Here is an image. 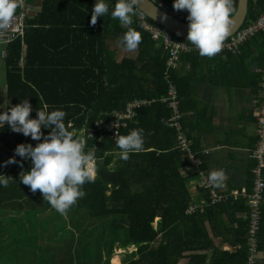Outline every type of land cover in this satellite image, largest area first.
<instances>
[{"label": "trees", "instance_id": "trees-1", "mask_svg": "<svg viewBox=\"0 0 264 264\" xmlns=\"http://www.w3.org/2000/svg\"><path fill=\"white\" fill-rule=\"evenodd\" d=\"M90 1L92 4L96 2V0H76L75 5L88 4ZM157 1L170 6L172 13H188L187 10H175L174 0ZM70 4H74L73 0H70ZM75 5L74 7H76ZM232 6L235 10L231 17L238 8V0H232ZM114 7L115 2L109 3L110 11ZM135 8L140 11L136 6ZM92 9L89 5V11ZM263 12L264 0H249V15L246 23L256 20ZM103 18L108 19L106 22L113 23L112 28L104 34L107 38L114 37L113 31L119 34L121 31L125 33L128 31L117 19H113L110 13ZM148 19L152 21L150 18ZM134 23L136 27L133 29L139 31L142 36L140 46L148 47L140 49L137 59L123 60L119 64L114 62L113 57L108 59L111 50L105 46L101 36L100 54L93 47L91 62L75 64V71L83 70L82 75L78 74L73 82H69L68 77L64 76L65 85H60L65 88L63 94L60 96L45 94L44 98L51 107L49 112L53 110L69 111L73 104L79 102L89 105L87 107L90 111L87 110V118L81 117L74 122L75 126H82L85 121L86 127H90L101 117L108 118L107 114L113 110L123 109L126 102L132 99H155L149 105L150 108L145 106L138 110L137 117L130 122V130H125L123 133L131 132L134 123L141 115L146 116L145 119H147L156 111L162 119H167L160 123L162 134H165L166 140L164 144L154 150H149V142L146 141L141 152L131 153L129 159L116 162L115 156L116 153H119V148L115 141L106 139L96 152L98 173L95 181L82 186L81 190L85 192V195L66 211L70 214H81L79 217L83 218L82 223L80 225L75 223L77 233L73 231V238L69 237L70 234L66 232L71 231V228L63 225L65 233L53 232L54 238L48 237L50 242L43 244L44 234L38 232L35 243H26L25 247L26 249L33 245V247H37L36 252L24 251L25 259L21 260V264H29L27 258H31L32 255H37V257L36 261L31 264H111V256L117 241L122 243L119 245H122L123 248L135 246L138 249L132 254H138L140 257L126 264H178L189 251H192L193 254L190 255L188 264H200L202 257L196 256L195 251L216 248L203 226V220L207 217L206 213H209L212 208H207L204 212L198 211L197 214L191 216L186 215L190 195L185 181L178 179L177 160L171 158L181 155V152L175 149L176 132L168 124L171 109L159 101L162 96L167 94L166 54L163 57L164 50L156 48L151 35L142 31L140 21L136 20ZM99 24H101L100 21ZM162 29L167 31L163 27ZM174 37L182 39L175 35ZM253 41L262 48L264 56V33L251 38L246 44H252ZM24 42L28 44L26 35L24 39L17 38L8 47L9 53L6 61L9 69L8 84L10 88L8 107L12 105L13 100L18 99L21 103L26 99H32L35 94L37 100L31 103L32 112L30 114L32 118H35L37 110L44 109L43 100L39 98L32 84L35 82L30 79L28 64L25 62L23 67L20 66ZM101 55L102 59H100ZM171 78L177 84L181 98L184 81L174 70L171 71ZM70 87L83 92L75 95L68 92ZM18 91L19 96L16 98ZM69 117H64V122H67ZM145 133L148 134L149 131L147 130ZM21 143H30L34 147L37 145L32 142L30 136L26 137L22 133H16L7 125L4 129H0V174L5 175L9 180L7 187L0 186V208L3 212L13 210L26 211L29 214H42L52 209L49 203L44 200L43 194L39 190L32 192L30 187L19 181L20 173L31 167V161L16 156L17 163L5 166V161L15 155V148ZM92 144L89 142L85 146L86 152L91 151ZM23 161H26L24 170L20 166ZM114 162H116L115 166L110 167ZM136 183L140 186H134ZM213 206L217 205L211 207ZM53 214L58 218L59 216L64 217L57 211ZM158 217L160 220L156 226L154 222ZM32 219L25 216L24 222L30 224L33 222ZM40 219L44 220V218ZM74 220L75 217L71 221L65 222L72 224ZM26 227L32 229L31 224ZM9 237L3 236L5 246L6 243H10L11 237ZM91 240H93L92 243ZM98 240L99 243L96 242ZM5 251L6 255L12 253L6 249ZM233 256H238V254L235 253Z\"/></svg>", "mask_w": 264, "mask_h": 264}, {"label": "crops", "instance_id": "crops-1", "mask_svg": "<svg viewBox=\"0 0 264 264\" xmlns=\"http://www.w3.org/2000/svg\"><path fill=\"white\" fill-rule=\"evenodd\" d=\"M59 1L61 3H58ZM75 2L76 0H73L74 4L71 5L70 0H26L28 17L25 35L28 44L25 42L23 44L22 59L24 63L21 65L20 61V66L23 67L25 62L28 64L30 79L35 82L32 84L39 98L43 100V110L47 112L51 107L46 103L44 95H62L65 88L60 85H65L64 76L68 77L69 82H73L78 74L82 75L83 70L75 71V64L91 62L93 47L100 54L101 36L105 46L111 50L108 59L113 57L116 64L127 59H137L140 49L147 47L139 45L135 51L131 52L132 54L137 53L136 55H126L125 53L129 52L121 43L122 35L125 32L121 31L119 34L113 31L114 37L107 38L104 34L112 28L113 23L106 22L107 18L98 17L96 24L92 25V10L89 11V5L90 8H93L94 4L90 1L88 4L75 5ZM106 2L111 3L108 0ZM18 11H20V7L17 8L16 12ZM184 14L188 15V13ZM132 19L131 26L122 25L126 30L129 27H136L134 22L139 20L134 16ZM85 29L87 30L82 31ZM141 29L147 33L142 26ZM246 43L242 46L239 54L224 52L209 58L199 56V52L185 53L181 56L178 68L174 70L184 81L181 97L183 123L189 137L194 142V150L199 152L204 161L202 168L207 169L209 174L214 170L223 172V179L215 182V185L218 192L229 196L226 203L207 207L212 210L206 213L207 217L203 220V226L216 248L212 250L197 249L196 256L202 257L200 264H246L248 257L246 238L250 206L240 191L242 188H246L249 192H253L254 189L252 168L256 161L252 158V152L258 142L256 111L261 95L264 56L262 48L257 46L254 41L252 44L247 45ZM27 46L29 47L27 48ZM155 47L164 50L156 41ZM4 48L0 44V111L8 108L10 99L9 69L6 62L8 55L3 56ZM163 52L164 57L165 50ZM102 58L101 55L100 59ZM66 64L71 65L67 66ZM68 92L79 95L83 91L70 87ZM18 96L19 91L16 98ZM36 100L37 96L33 94L29 102L34 103ZM17 102H19L18 99L13 100L12 105H16ZM87 106L89 105L79 102L73 104L69 111H65V118L70 116L69 120L65 122L66 126L74 138L82 139L84 143L87 141L83 134V129L86 127L85 121L82 126H75L74 122L81 117L87 118V110L90 111ZM160 116L156 111L147 119H145L146 116L141 115L132 127V131H142L144 145L148 141L149 150L158 149L159 145L164 144L166 140L165 134H162L160 123L167 119H162ZM147 130L148 134L145 133ZM50 131L51 129L45 128L42 130L45 136ZM128 133L130 132L126 131L124 135ZM42 140L43 137L41 141L32 139V142L38 144ZM175 149L180 151L181 155L171 158L177 160L178 179L185 181L188 188L189 205L198 204L204 199L208 200L204 190L198 186L197 169L188 162V153L177 148V139ZM130 154L129 156H131ZM119 158L121 159L120 149L115 156L116 162L119 161ZM26 161L20 164L23 170ZM116 162L112 163L110 167L115 166ZM94 168L96 177L98 162L94 164ZM186 215L189 214L186 212ZM20 217L25 221L24 215H20ZM157 219L160 220L159 217ZM154 224L157 226L158 222H154ZM0 232L3 233V236H10L6 227ZM259 241L260 251L256 260L257 264H264V202L263 224L259 233ZM235 253L238 256H233ZM191 254H193L192 251L187 252L178 264H188Z\"/></svg>", "mask_w": 264, "mask_h": 264}, {"label": "clouds", "instance_id": "clouds-1", "mask_svg": "<svg viewBox=\"0 0 264 264\" xmlns=\"http://www.w3.org/2000/svg\"><path fill=\"white\" fill-rule=\"evenodd\" d=\"M138 0H115V7L109 8L106 0H96L91 16L95 25L98 17L110 13L121 25L131 26L134 7ZM19 0H0V30H7L12 23ZM175 10H187L189 32L187 41L198 49L201 56L213 57L222 50L223 42L230 34L233 23L232 0H174ZM142 41L139 31L129 27L121 43L128 52L135 51ZM32 105L28 99L0 111V129L7 125L12 131L41 141L32 144H19L15 155L5 161V166L17 163L16 156L31 161V167L20 173L19 181L30 187L32 192L39 190L44 200L57 212L64 214L79 198L85 195L82 186L95 181V154L85 151L82 139L74 138L64 122L62 110H37L31 117ZM42 128L51 129L47 136ZM116 145L121 159L127 160L130 153H139L144 147L141 130H133L127 135L117 136ZM22 166V165H21ZM8 177V176H7ZM209 179L215 183L223 179L222 171H212ZM9 180L0 174V186L7 187Z\"/></svg>", "mask_w": 264, "mask_h": 264}, {"label": "built area", "instance_id": "built-area-1", "mask_svg": "<svg viewBox=\"0 0 264 264\" xmlns=\"http://www.w3.org/2000/svg\"><path fill=\"white\" fill-rule=\"evenodd\" d=\"M115 2V0H108ZM165 10L171 12L170 6L164 2H158ZM20 11L15 13L14 19L7 30H0V44L3 45V56L8 55V47L17 38H24L26 30V22L28 17V8L26 0H19ZM188 21V15L184 13H172ZM134 17L140 22L145 32L149 33L157 44L164 48L167 57L166 80L168 84V93L159 101L165 103L171 109V116L168 120L169 127L173 128L177 133V148L188 153V162L197 169L198 186L204 190L208 196V200L204 199L198 204H191L187 208L189 215L198 211L204 212L208 206L223 204L229 200V196L218 192L215 183L209 177V171L202 168L204 163L201 157L193 151L191 139L185 129L183 119L184 115L181 110V98L177 84L171 78V71L178 68L181 56L185 53H198L190 42L184 39H176L170 32L163 30L159 25L150 21L147 16L138 11L134 7ZM264 33V12L256 20H252L241 27L237 33L223 42L222 50L218 54L231 52L239 54L242 46L251 38L259 33ZM24 60H21V65ZM155 99L148 100L135 98L127 102L123 109H117L109 112L108 118H99L90 127L83 129L86 138L85 146L92 142L91 152L95 154L94 164L97 162L96 152L106 139L116 142L117 136L124 135L123 131L130 130V122L138 115L141 107L149 106ZM258 142L256 148L252 152V158L256 161L252 168L254 176V189L249 192L246 188H242L240 194L248 200L250 210L248 213V234L247 246L248 257L246 264H257L256 256L260 251L259 233L263 224V202H264V71L261 84V95L256 111Z\"/></svg>", "mask_w": 264, "mask_h": 264}, {"label": "rangeland", "instance_id": "rangeland-1", "mask_svg": "<svg viewBox=\"0 0 264 264\" xmlns=\"http://www.w3.org/2000/svg\"><path fill=\"white\" fill-rule=\"evenodd\" d=\"M8 52H9V49H8ZM125 54L133 56V55H136L137 53L132 54L131 52H129ZM191 143H192L191 147L193 151L197 154L198 157H201L199 152L194 150V147H193L194 142L192 139H191ZM123 161H124L123 159L119 158V162H123ZM134 186H140V185L136 183ZM108 194H110L109 191H108ZM4 212L0 208V227H1L0 231H2L6 227L10 233L11 238H10V243H6V246H5L3 233L0 232V264H21V260L25 259L23 255L24 251L28 253L36 252L37 247H33V245H30L26 249L25 247H26V243H35L36 238L38 237V234H37L38 232L44 234L45 239H44L43 244H48L50 242L48 237L54 238L53 232L57 234L66 232V230L62 228V226L65 225V227L71 228V231H68L66 233H69L70 234L69 237L73 238V231L77 233L75 223L80 225L82 223L81 221H83V218L79 217L81 216V214L66 213V214H63L64 217L58 215L59 216L58 218L55 214H53V212H56L54 208L46 212H43L42 214H34V213L29 214L26 211L20 212V211H13V210H7ZM20 215H25V216H29L33 218L32 219L33 222L30 223L32 226V229L30 227L29 228L26 227V225H30V224H26L21 219ZM35 217H38L39 219L37 220ZM73 217H75V220L73 221L72 224L65 222V221H71ZM40 218H44V220L41 221ZM57 222H60V223H57ZM157 222H158V219L156 218L155 223ZM2 224H4V226H1ZM94 234H97V233H94ZM59 238L60 236L57 237V242ZM92 242L93 240H91V243ZM96 242L99 243V240ZM119 244H122V243L117 241V243H115L114 245L115 249L111 256V264H119V263L126 264L127 262H130L133 259H138L140 257L138 254L137 255L132 254L133 252H137L138 250L137 247L130 246L127 248H123L121 247L122 245H119ZM5 249L8 251H11L12 253L10 255H6ZM36 257L37 255H32L31 258L28 257L27 258L29 259L28 263L29 264L34 263L36 261Z\"/></svg>", "mask_w": 264, "mask_h": 264}, {"label": "water", "instance_id": "water-1", "mask_svg": "<svg viewBox=\"0 0 264 264\" xmlns=\"http://www.w3.org/2000/svg\"><path fill=\"white\" fill-rule=\"evenodd\" d=\"M141 12L149 17L157 25L165 28L168 32L187 40L189 32V22L183 20L175 14L165 10L155 0H138L135 5ZM249 15V0H238V8L231 17L233 23L230 28V34L226 39L233 36L243 27Z\"/></svg>", "mask_w": 264, "mask_h": 264}, {"label": "bare ground", "instance_id": "bare-ground-1", "mask_svg": "<svg viewBox=\"0 0 264 264\" xmlns=\"http://www.w3.org/2000/svg\"><path fill=\"white\" fill-rule=\"evenodd\" d=\"M257 261V260H256Z\"/></svg>", "mask_w": 264, "mask_h": 264}]
</instances>
